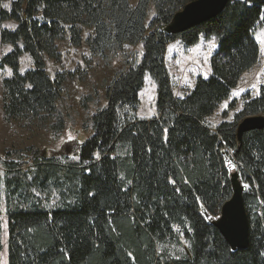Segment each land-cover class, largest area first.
<instances>
[{"label":"trees","instance_id":"16d2710c","mask_svg":"<svg viewBox=\"0 0 264 264\" xmlns=\"http://www.w3.org/2000/svg\"><path fill=\"white\" fill-rule=\"evenodd\" d=\"M193 0H10L0 8V41L13 49L0 60L6 121L63 123L57 102L63 76L45 71L56 42L79 45L91 30V52L143 44L140 61L106 87L107 104L92 115L93 133L73 153L0 156L8 222V264H264V124L237 134L247 116H264V85L231 121L205 122L259 58L253 37L264 22V0H228L216 16L179 34L165 26ZM150 5L154 15L146 18ZM150 29V31H147ZM215 36L211 75L175 96L164 65L166 45ZM32 67L20 73L19 57ZM145 72L156 82V114L138 118ZM231 162V163H228ZM235 165L243 186L248 243L231 250L213 221L231 196ZM1 249V242H0Z\"/></svg>","mask_w":264,"mask_h":264},{"label":"rangeland","instance_id":"374dc122","mask_svg":"<svg viewBox=\"0 0 264 264\" xmlns=\"http://www.w3.org/2000/svg\"><path fill=\"white\" fill-rule=\"evenodd\" d=\"M10 0H0V8L9 10ZM8 7L5 8L4 5ZM154 15L153 5H150L146 24H149ZM16 23L13 20H0L2 28L13 29ZM147 31H150L148 29ZM91 32L83 28L79 45H72L67 37L56 42V58L44 57L45 71L53 78L56 74L63 76L62 89L57 102L58 114L61 117L63 128L54 130L52 118L44 123L24 122L20 120L6 121L2 111L3 88L2 80L11 75L12 70L5 66L0 69V156L17 150L26 156L34 151L50 155L67 145L68 152L76 151L92 133L91 117L107 104L106 87L112 78L120 72L138 63L143 55V44L124 45L121 50L105 52L103 55L90 51L86 38ZM200 36L196 43L185 45L180 39H175L166 45L164 65L172 82L175 96H183L190 91L198 77L207 78L211 75L210 59L217 48V38ZM253 37L259 47L257 62L244 71L237 85L231 89L224 99L205 122L211 127L222 121H231L238 113L247 96H258L259 87L264 85V22L259 24L253 32ZM214 42L215 47L212 46ZM13 49L11 44L0 41V60ZM32 67L27 53L19 57L20 73ZM255 85V87H253ZM157 86L149 72H145L143 85L138 92L139 104L134 112L138 118H150L156 114ZM71 137V138H70ZM1 170V168H0ZM230 173H237L234 167ZM237 181H239L238 177ZM239 183L242 185L239 181ZM5 206L3 186L0 185V264H8L7 239L8 222Z\"/></svg>","mask_w":264,"mask_h":264},{"label":"water","instance_id":"95a60500","mask_svg":"<svg viewBox=\"0 0 264 264\" xmlns=\"http://www.w3.org/2000/svg\"><path fill=\"white\" fill-rule=\"evenodd\" d=\"M228 0H193L186 3L172 16L164 30L179 34L221 12ZM264 116L244 117L237 125L238 136L246 130L260 128ZM237 173H231V196L221 205L213 225L218 229L231 250L244 249L248 243V218L243 202V186L237 181Z\"/></svg>","mask_w":264,"mask_h":264},{"label":"snow or ice","instance_id":"6c2138e0","mask_svg":"<svg viewBox=\"0 0 264 264\" xmlns=\"http://www.w3.org/2000/svg\"><path fill=\"white\" fill-rule=\"evenodd\" d=\"M4 7H5V8H7V7H8V5H7V4H5V5H4ZM214 40H215V37H213V41H214ZM210 43H212V46H213V47H215V44H214V42H210ZM253 87H255V85H253ZM70 138H71V137H70ZM228 163H231V162H228ZM232 167H235V165H232Z\"/></svg>","mask_w":264,"mask_h":264}]
</instances>
